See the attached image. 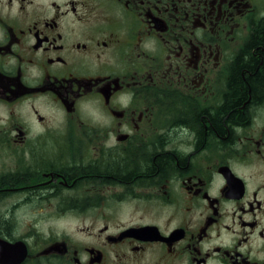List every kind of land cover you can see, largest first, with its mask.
I'll use <instances>...</instances> for the list:
<instances>
[{
  "label": "flooded vegetation",
  "instance_id": "af4514ba",
  "mask_svg": "<svg viewBox=\"0 0 264 264\" xmlns=\"http://www.w3.org/2000/svg\"><path fill=\"white\" fill-rule=\"evenodd\" d=\"M263 36L264 0H0V264H264Z\"/></svg>",
  "mask_w": 264,
  "mask_h": 264
},
{
  "label": "trees",
  "instance_id": "16d2710c",
  "mask_svg": "<svg viewBox=\"0 0 264 264\" xmlns=\"http://www.w3.org/2000/svg\"><path fill=\"white\" fill-rule=\"evenodd\" d=\"M258 42H259V46L264 47V36L262 37V39L258 40ZM256 53L258 54L259 51H257ZM249 71L251 73V77H246V79L251 86L252 93L253 94L261 93L262 91H264V78L259 76L258 74H253L252 69H249ZM232 83L239 84L243 88V91L245 93L246 89L242 86L244 83H242L241 81L239 71H238V75L236 76V78L233 77Z\"/></svg>",
  "mask_w": 264,
  "mask_h": 264
}]
</instances>
